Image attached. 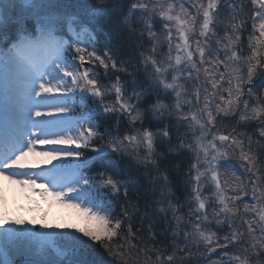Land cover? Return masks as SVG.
<instances>
[{"label": "snow or ice", "instance_id": "snow-or-ice-1", "mask_svg": "<svg viewBox=\"0 0 264 264\" xmlns=\"http://www.w3.org/2000/svg\"><path fill=\"white\" fill-rule=\"evenodd\" d=\"M0 125V177L95 222L0 264H264V0H0Z\"/></svg>", "mask_w": 264, "mask_h": 264}, {"label": "rangeland", "instance_id": "rangeland-1", "mask_svg": "<svg viewBox=\"0 0 264 264\" xmlns=\"http://www.w3.org/2000/svg\"><path fill=\"white\" fill-rule=\"evenodd\" d=\"M46 148L47 146H44L43 149L41 148L39 149L38 147V150H45ZM29 159L32 162H38L39 167L41 168L46 165H47L46 167H48L50 164L56 165L60 163L59 160L48 161L47 158L45 157H30ZM34 187L36 189H42L43 182L38 181ZM22 190H24V187H22L21 185L14 183L12 180L6 179L4 177H0V219L5 215V209L8 206L9 207L15 206L14 205L15 201L18 198V196H20L21 193L23 192ZM26 191L29 192V194L31 195V200L36 201L34 202L36 205L32 207V213H37V216L38 215L40 216L43 213V209L47 208L48 206L49 208L45 211V216H49L50 211L54 210V208L57 209L53 211L52 214H56V215H67V213L75 209L74 207H71L67 203H63L55 200V198L52 196H48V197H52V199H50V201L47 202L46 199L47 197L42 196L39 190H33V186H29V189H27ZM50 218L48 220H50ZM44 220H46V217H44Z\"/></svg>", "mask_w": 264, "mask_h": 264}]
</instances>
